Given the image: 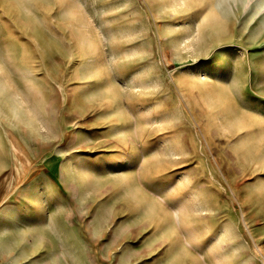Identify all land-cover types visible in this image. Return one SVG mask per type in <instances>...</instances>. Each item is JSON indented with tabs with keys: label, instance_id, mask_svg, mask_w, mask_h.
<instances>
[{
	"label": "rangeland",
	"instance_id": "374dc122",
	"mask_svg": "<svg viewBox=\"0 0 264 264\" xmlns=\"http://www.w3.org/2000/svg\"><path fill=\"white\" fill-rule=\"evenodd\" d=\"M217 120L254 134L264 159V0H0V126L41 153L67 132L76 149L84 133L91 195L130 173L148 217L170 221L169 203L185 191L174 176L227 148L208 144ZM112 150L124 155L107 165ZM118 255L56 253V264H117Z\"/></svg>",
	"mask_w": 264,
	"mask_h": 264
},
{
	"label": "crops",
	"instance_id": "0c3cea01",
	"mask_svg": "<svg viewBox=\"0 0 264 264\" xmlns=\"http://www.w3.org/2000/svg\"><path fill=\"white\" fill-rule=\"evenodd\" d=\"M177 16L186 14L180 10ZM239 115L232 116L239 121ZM244 115L255 119L259 114ZM2 128L0 264H56V253H119L117 264H264V212L259 208L264 159L251 148L257 138L247 129L232 134L217 120L206 140L227 148L203 155L189 175L174 176L185 191L170 201L176 216L167 221L162 213L148 217L146 197L133 196L130 173L115 176L110 189L96 196L89 193L84 133L76 149L66 131L41 153L18 138L12 142ZM238 146L244 152L234 153ZM109 155L107 165L124 154L112 150ZM72 161L78 162V171ZM159 193L166 195L163 189ZM89 204L95 210L90 223L85 217ZM146 253L152 254L150 262L140 261Z\"/></svg>",
	"mask_w": 264,
	"mask_h": 264
}]
</instances>
